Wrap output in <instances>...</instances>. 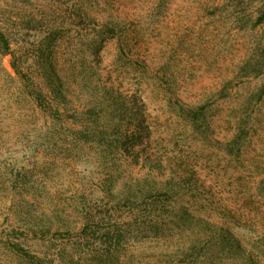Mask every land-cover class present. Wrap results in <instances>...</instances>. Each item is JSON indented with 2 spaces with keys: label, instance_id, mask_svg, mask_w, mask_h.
Masks as SVG:
<instances>
[{
  "label": "rangeland",
  "instance_id": "obj_1",
  "mask_svg": "<svg viewBox=\"0 0 264 264\" xmlns=\"http://www.w3.org/2000/svg\"><path fill=\"white\" fill-rule=\"evenodd\" d=\"M0 264H264V0H0Z\"/></svg>",
  "mask_w": 264,
  "mask_h": 264
},
{
  "label": "trees",
  "instance_id": "obj_2",
  "mask_svg": "<svg viewBox=\"0 0 264 264\" xmlns=\"http://www.w3.org/2000/svg\"><path fill=\"white\" fill-rule=\"evenodd\" d=\"M0 40L3 43V46H5V47L9 46V43H8L6 37L2 33H0Z\"/></svg>",
  "mask_w": 264,
  "mask_h": 264
}]
</instances>
